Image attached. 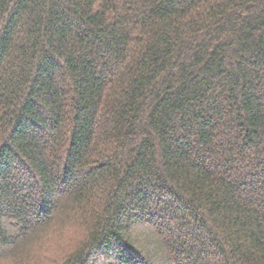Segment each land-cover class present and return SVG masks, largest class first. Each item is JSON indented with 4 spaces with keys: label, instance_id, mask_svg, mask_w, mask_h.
<instances>
[{
    "label": "trees",
    "instance_id": "1",
    "mask_svg": "<svg viewBox=\"0 0 264 264\" xmlns=\"http://www.w3.org/2000/svg\"><path fill=\"white\" fill-rule=\"evenodd\" d=\"M0 264H264V0H0Z\"/></svg>",
    "mask_w": 264,
    "mask_h": 264
}]
</instances>
